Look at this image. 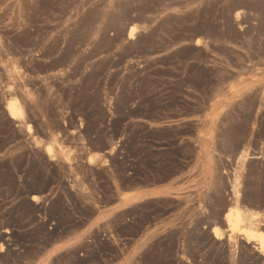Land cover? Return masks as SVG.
<instances>
[{"label": "rangeland", "instance_id": "rangeland-1", "mask_svg": "<svg viewBox=\"0 0 264 264\" xmlns=\"http://www.w3.org/2000/svg\"><path fill=\"white\" fill-rule=\"evenodd\" d=\"M241 5L264 10V0H0L1 262L37 256L122 189L181 177L182 194L117 213L111 238L52 264H264L225 219L259 212L264 232V68L253 66L264 63V16L245 17L244 51L214 47L210 65L208 47L185 44L217 37ZM45 210L54 230H18Z\"/></svg>", "mask_w": 264, "mask_h": 264}, {"label": "crops", "instance_id": "crops-1", "mask_svg": "<svg viewBox=\"0 0 264 264\" xmlns=\"http://www.w3.org/2000/svg\"><path fill=\"white\" fill-rule=\"evenodd\" d=\"M239 14V16H237ZM234 21L232 26L224 25L218 28L219 35L215 38H204L202 43H198L200 38H195L193 42H187L185 44H192L195 46H206L208 47L209 57L207 60V64H212L211 60H216L220 55L216 52L214 47L221 46L226 48L232 52H242L246 49L247 41L249 39V24L246 22V16H252L255 20L264 16V10H259L253 6H245L241 5L236 8L233 12ZM234 31V36H231L229 31ZM184 45V44H182ZM182 45H177L172 48V51L178 50ZM190 61L195 60V57L189 58ZM230 63L227 59L222 58V64ZM231 66V65H230ZM250 63H246V73L250 72L249 68ZM254 67L261 66L264 68V63L253 64ZM229 67V66H228ZM249 68V69H248ZM16 144H12V147H15ZM188 181H183L181 177L175 178L173 181L165 184H155L149 186H139V187H131L127 189H122L118 193V198L115 203L110 205L107 208L99 209L97 213L88 221L85 222L79 228L73 229L68 233H62V230L59 229L57 232L58 237L51 241L49 245L44 247L41 252L33 257H27L25 254H22L23 249L17 251V264H52L53 260L63 254L65 252L76 250L77 255L80 258H85L88 256V251L95 249L97 244L104 240L106 237L111 238L112 234L110 233V220L119 212L127 210L133 207L135 204L139 202H143L149 199H156L164 196H170L173 198L177 197V194H182V192L186 189ZM191 193L190 195H193ZM33 196H40L41 202H45L46 204L49 201L47 194L43 195H34V194H23L21 198L32 199ZM35 204H38L34 201ZM40 219L29 224L28 226L18 229V230H30L38 224L43 225L45 228V232L49 233L55 229L54 221L49 216L47 211L45 210L43 213H40ZM129 218L126 219L128 221ZM170 221L167 219H161L157 221V226L153 228L151 231L155 229H159L160 227L168 224ZM213 229V228H212ZM154 233H157L155 231ZM30 244V243H28ZM20 247L17 245V250ZM6 251H0V253H4ZM0 264H4L0 261Z\"/></svg>", "mask_w": 264, "mask_h": 264}, {"label": "bare ground", "instance_id": "bare-ground-1", "mask_svg": "<svg viewBox=\"0 0 264 264\" xmlns=\"http://www.w3.org/2000/svg\"><path fill=\"white\" fill-rule=\"evenodd\" d=\"M129 33H133V27L130 28ZM19 104L20 103H18V101H15L14 99L7 104L9 114L14 118H20L21 116H23L21 105L19 106ZM28 127L30 131L31 128L30 126ZM47 149L49 152L52 150L49 146L47 147ZM248 211L249 210L246 211L242 208H234L228 210L225 213V219L228 224V229L230 230V233H228V235L229 237L233 238L236 233L242 234V236H244V238H246L248 242H256L260 250L264 252V232L258 230L257 227H255L254 223V220L258 219L262 213L260 214L259 212ZM246 219H248V222H246ZM212 231L216 236H221L223 233L222 229L217 226H214Z\"/></svg>", "mask_w": 264, "mask_h": 264}]
</instances>
